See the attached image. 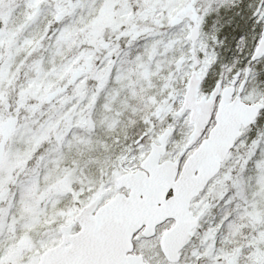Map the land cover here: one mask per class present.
Segmentation results:
<instances>
[{"label": "snow or ice", "instance_id": "obj_1", "mask_svg": "<svg viewBox=\"0 0 264 264\" xmlns=\"http://www.w3.org/2000/svg\"><path fill=\"white\" fill-rule=\"evenodd\" d=\"M0 264H264V0H0Z\"/></svg>", "mask_w": 264, "mask_h": 264}]
</instances>
